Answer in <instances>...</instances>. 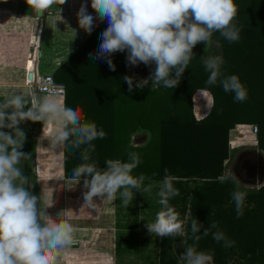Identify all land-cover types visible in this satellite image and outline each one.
<instances>
[{"label":"clouds","instance_id":"9594fccd","mask_svg":"<svg viewBox=\"0 0 264 264\" xmlns=\"http://www.w3.org/2000/svg\"><path fill=\"white\" fill-rule=\"evenodd\" d=\"M36 14L47 12L53 5H62L65 0H26ZM92 13H88L86 4L79 12V24L91 33L97 20H107L108 26L101 33V43L95 52V59H104L110 70L116 65L111 59L116 52H127L128 65L140 63L156 65L150 77L136 82L143 88L152 81V89L163 86L175 88L181 76L188 68L194 56L193 49L199 44L212 43V35L219 32L229 42L240 39V28L234 20L238 13L235 0H91ZM92 55V54H90ZM224 63L219 55L207 56L203 65L209 73L206 83L218 82L225 92L234 93V99L243 102L247 91L237 75L224 76L221 66ZM129 91L133 90L134 77L124 76ZM207 97V92H202ZM209 106H212L209 101ZM11 109V112L6 110ZM26 109V110H25ZM24 120L33 122H51L55 128L48 139L55 148H62L65 142L76 150L83 148L81 159L84 163L72 169L71 181L79 182L84 177L85 204L95 208V199L119 198L122 206L128 207L135 192L151 194L158 187L157 203L161 206L152 222L146 223L148 232L161 239L165 237H183L184 222L179 213L170 204V200L179 195L173 185V177L167 175L158 184L144 185L146 177L141 174L134 177L131 173L140 159L135 152L128 153V162L108 159L103 170L94 162H89L94 151L92 142L103 139V129L94 123L82 122L80 112L69 107L60 99V93L52 91L47 95H37L35 91L10 92L0 101V129H12V133L0 131V264H57L61 254L78 243V229L70 222L49 214L52 206L45 197L34 194L31 179L21 166L29 155L20 151L25 139L18 125ZM11 149V150H9ZM232 179L237 189L231 194L235 202L237 218L243 215L246 193L239 190V181L234 176L222 177V182ZM140 220H144L141 216ZM191 233L194 241L201 239V225L197 219L191 221ZM210 228H218L213 222ZM209 234V228L202 232ZM217 242L231 247L222 231L212 233ZM184 264H209L211 257L197 251L194 246H186L181 254ZM109 262L111 257L107 258Z\"/></svg>","mask_w":264,"mask_h":264},{"label":"trees","instance_id":"16d2710c","mask_svg":"<svg viewBox=\"0 0 264 264\" xmlns=\"http://www.w3.org/2000/svg\"><path fill=\"white\" fill-rule=\"evenodd\" d=\"M235 3L238 13L234 23L240 28V39L229 42L215 32L212 40L220 46L223 75H237L247 91L243 102L235 101L234 93L225 92L219 82L206 83L209 73L201 61L202 43L194 47V56L175 88L161 85L153 90L152 85L139 88L133 84L129 91L123 79L124 52L111 57L115 71L104 59L93 58L101 43V33L91 34L78 46L74 60H79L70 67L71 73L90 76V114H80L82 122L90 119L106 133L103 139L92 142L94 151L89 162L103 170L106 160L128 162V153L135 152L140 163L131 173L134 177L143 174L147 180L162 181L167 169L179 190L170 204L184 218L185 234L160 238L157 264H184L177 251L183 253L186 246H194L210 256L209 264H264V182L253 190L239 188L246 197L243 215L237 218L231 196L237 186L230 179H219L226 176L224 160L230 153L227 132L235 124H255L256 144L264 153V0ZM89 44L90 53L81 56ZM155 67L153 63V71ZM88 84L80 82L78 86ZM198 89L209 93L212 106L196 119L191 111V95ZM139 128L148 132L146 142L130 144L129 135ZM82 150L65 142V177H71L72 169L84 163ZM188 180L196 184L187 199L184 183ZM31 191L35 194L33 183ZM193 219L203 225L198 242L191 233ZM213 222L218 228H210ZM205 228H209L207 236L202 234ZM217 230L234 242L231 247L213 239L212 233Z\"/></svg>","mask_w":264,"mask_h":264},{"label":"crops","instance_id":"0c3cea01","mask_svg":"<svg viewBox=\"0 0 264 264\" xmlns=\"http://www.w3.org/2000/svg\"><path fill=\"white\" fill-rule=\"evenodd\" d=\"M82 4H86L88 13L93 12L91 0H65L39 15L26 0H0V101L10 92L35 90L36 80L50 74L62 88L60 99L80 114H90V76L71 73L70 67L79 60H74L78 46L91 34L102 33L108 23L98 19L91 33L87 32L77 15ZM88 52L90 44L81 56ZM123 56L126 76L131 68L127 52ZM80 82L89 84L79 87ZM18 127L25 134L20 151L29 155L21 166L35 185V194L52 205L50 215L57 218L63 212L61 219L78 229V243L66 249L57 264L158 263L160 237L150 234L145 226L160 210L158 187H153L151 194L135 192L127 208L122 206L119 194L115 200L96 197L95 208H90L85 204L84 178L75 183L63 175V147H53L48 139L55 125L24 120ZM0 131L14 135L12 129ZM149 183L158 185V181H144L145 186ZM108 257L112 258L110 262Z\"/></svg>","mask_w":264,"mask_h":264},{"label":"rangeland","instance_id":"374dc122","mask_svg":"<svg viewBox=\"0 0 264 264\" xmlns=\"http://www.w3.org/2000/svg\"><path fill=\"white\" fill-rule=\"evenodd\" d=\"M208 54H212L213 56H216V55L221 56L220 46L217 42L212 40V43L207 46V51H205V44L202 43L201 48H200V55H201L202 64H203L204 59L208 56ZM129 67L131 68V69H128V72L130 74L131 73H132V75L137 74L136 75V82L149 78L151 73L153 72V64L150 65V71L148 74H138L137 72L134 71V69L131 65H129ZM136 82H133V84H136ZM148 85H152V81L150 79H149V83L145 86H148ZM202 92H207V91L203 90V89H198V90H195L191 95V111H192L193 117L196 119L201 118L202 116H204L206 114V112L209 109V101H211L209 93L207 92L208 96L205 97V96L201 95ZM250 124H253V123H250ZM247 129H248V124H246V125L235 124L232 128H230L228 130V132H227V148H228V151H231V149L233 147H237L240 144H244L245 142H253L255 140V142H253V144L254 143L256 144V135H255V137L252 136L248 132ZM147 138H148V132L139 128V129H136L134 132H132L129 135V143L133 144V145H140V144L145 143ZM228 140H230V145H229ZM256 146H257V144H256ZM261 152H262V150H261ZM263 155H264V153H263ZM227 159L224 160V166L226 164ZM219 179L221 180L222 177L220 176ZM146 180L147 179H145V181ZM153 181L156 182L157 180H153ZM160 182L161 181H158L157 184H159ZM195 184L191 180H188L186 183H184V185L186 186L185 196L187 199L189 196V190ZM238 187L242 188L240 186H238ZM243 189H246V188H243ZM253 189H255V188H253ZM253 189H250V190H253ZM180 219L183 221L184 218L181 216ZM180 252H181V250H179V252L177 251V254L179 257H181V254H182V252L181 253Z\"/></svg>","mask_w":264,"mask_h":264},{"label":"flooded vegetation","instance_id":"af4514ba","mask_svg":"<svg viewBox=\"0 0 264 264\" xmlns=\"http://www.w3.org/2000/svg\"><path fill=\"white\" fill-rule=\"evenodd\" d=\"M132 67L138 74H148L150 71V66H146L143 63ZM256 149L259 148L253 142H245L233 147L224 166L225 175L234 176L239 181L238 186L242 187V189H250L251 185L254 187L260 180L262 172L260 171V165L262 161L256 154ZM230 180L233 181L232 179Z\"/></svg>","mask_w":264,"mask_h":264},{"label":"built area","instance_id":"2783aa9c","mask_svg":"<svg viewBox=\"0 0 264 264\" xmlns=\"http://www.w3.org/2000/svg\"><path fill=\"white\" fill-rule=\"evenodd\" d=\"M137 75V74H136ZM136 75H132L128 72L127 76H132L134 77V81L136 82ZM126 82V81H125ZM35 94L37 95H47L52 91H57L59 93L62 92V88L58 85H56L50 74H44L41 77H39L36 82H35ZM238 125V124H237ZM246 125V124H244ZM248 132L255 137L256 132H257V127L255 124H248ZM229 145H230V140H228ZM255 142V140L253 141ZM231 147V146H230Z\"/></svg>","mask_w":264,"mask_h":264},{"label":"water","instance_id":"95a60500","mask_svg":"<svg viewBox=\"0 0 264 264\" xmlns=\"http://www.w3.org/2000/svg\"><path fill=\"white\" fill-rule=\"evenodd\" d=\"M36 14V13H35ZM36 15H39V14H36ZM209 55H212V54H208ZM213 56V55H212ZM135 71V70H134ZM136 72V71H135ZM256 154L259 156V159H261L262 163L260 165V171L261 172V176H260V180L259 182L254 186L252 187V185L250 186V189H253V188H257L258 186H260L263 182H264V155L263 153L261 152L260 149H256ZM31 165H33V162H31ZM225 174V173H224Z\"/></svg>","mask_w":264,"mask_h":264}]
</instances>
